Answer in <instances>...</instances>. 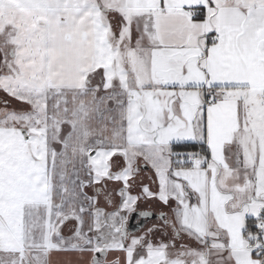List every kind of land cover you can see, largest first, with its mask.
I'll return each mask as SVG.
<instances>
[{"label": "snow or ice", "instance_id": "snow-or-ice-1", "mask_svg": "<svg viewBox=\"0 0 264 264\" xmlns=\"http://www.w3.org/2000/svg\"><path fill=\"white\" fill-rule=\"evenodd\" d=\"M0 264H264V0H0Z\"/></svg>", "mask_w": 264, "mask_h": 264}, {"label": "flooded vegetation", "instance_id": "flooded-vegetation-1", "mask_svg": "<svg viewBox=\"0 0 264 264\" xmlns=\"http://www.w3.org/2000/svg\"><path fill=\"white\" fill-rule=\"evenodd\" d=\"M132 223H133V224H135V223H136V221L134 220V221H132Z\"/></svg>", "mask_w": 264, "mask_h": 264}]
</instances>
